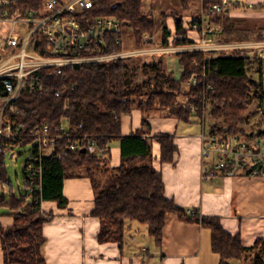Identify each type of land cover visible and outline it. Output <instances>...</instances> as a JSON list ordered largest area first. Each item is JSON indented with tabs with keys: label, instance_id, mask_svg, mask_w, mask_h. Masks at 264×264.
<instances>
[{
	"label": "trees",
	"instance_id": "trees-1",
	"mask_svg": "<svg viewBox=\"0 0 264 264\" xmlns=\"http://www.w3.org/2000/svg\"><path fill=\"white\" fill-rule=\"evenodd\" d=\"M219 2L181 0L185 11H190L193 5H201L207 14V22L223 27L216 34L218 42L252 40L255 35L257 40H264L254 29L243 27L232 19L229 9L216 15L209 14L210 8ZM44 4L45 0H11L6 8L9 17H18L26 15L29 10H42ZM90 15L114 17L122 26H130L135 47H143L146 37H154L157 31L156 21L143 10V0H95ZM170 16L174 17V29L167 24L163 26L162 47L199 41V38L190 37L189 31H200L198 25L202 13L193 17L189 28L184 27L182 16L177 13ZM120 37L121 34L116 32L107 33L103 52L123 51V42L118 43ZM149 43L153 45L154 40ZM37 52L49 55L45 49ZM177 56L184 68L178 80L165 71L163 56L151 61L140 56L135 60L70 65L61 75L41 71L38 75L48 90L40 92L27 88L21 93L13 104L18 113L11 118L23 121L27 131L42 123H49L52 127L64 126L66 137L62 147L65 148L68 139L84 142L90 139L99 150L91 153L88 149H79L69 151L64 157L56 152L47 154L43 160L42 180L32 185L33 191L28 190L30 184L25 181L27 194L17 197L11 187L9 200L4 192L5 186L11 184L6 166L8 148L0 152V207L8 209L0 212L2 264H48L44 251L47 238L43 228L56 214L44 212L42 202L53 201L60 208H66L69 201L64 195L65 180L83 175L91 180L95 192L92 216L100 220V243L114 242L123 246L128 226L136 221L147 226L148 234L161 247L167 219L174 214L185 222L199 224L211 231L212 249L220 256L219 264H233L234 259L248 258L250 264H264V238L257 239L252 246H245L240 234L226 231L219 217L205 216L199 209L179 206L166 196L163 174L152 163L153 141L160 145L162 163H173L178 147L173 134L151 135L149 121L153 115H165L183 122L190 123L196 118L205 123L206 109L210 105V115L215 122L211 132L223 136H247L244 125L249 118L253 84L248 69L253 62H263L241 50L218 56L189 51ZM194 60L199 63L197 66ZM197 70L201 77L198 75V81L190 85L188 91H183ZM149 72L154 73L153 78L160 82L161 89H152L148 83L150 79L138 81L139 75ZM164 85L167 88L164 89ZM259 87L262 89L261 84ZM58 90L61 91L59 97L56 96ZM260 97H264L263 93ZM134 109L142 112V127L124 134L123 117ZM220 120L223 127L218 124ZM262 134L264 130L250 135ZM30 141L27 139L21 145H28ZM114 142L119 143L121 162L110 168ZM3 216L12 217L10 226L4 227Z\"/></svg>",
	"mask_w": 264,
	"mask_h": 264
},
{
	"label": "crops",
	"instance_id": "crops-1",
	"mask_svg": "<svg viewBox=\"0 0 264 264\" xmlns=\"http://www.w3.org/2000/svg\"><path fill=\"white\" fill-rule=\"evenodd\" d=\"M264 0L233 1L229 16L241 26L253 29L242 14L247 8L253 11L264 9ZM259 8V9H258ZM202 6L194 10L201 13ZM191 11V12H190ZM184 18V27L189 28L196 14L192 9ZM198 12V13H197ZM255 16L257 13H252ZM192 15V16H191ZM247 18V17H246ZM250 18V17H248ZM208 24L210 21L207 22ZM167 25L174 29L168 19ZM217 24L210 23L214 27ZM190 37L201 38V32L189 31ZM155 39L151 37V40ZM150 40V41H151ZM255 43L254 40L237 41ZM263 42V41H260ZM258 43V42H256ZM190 44L187 46H193ZM154 46V44H153ZM159 46V45H158ZM183 46V45H178ZM171 45L167 48L178 47ZM163 56L164 68L180 79L184 68L177 53L167 52ZM172 55H176L174 57ZM151 135L169 133L175 136L178 150L173 163L160 161V145L153 141L154 166L164 178L166 196L179 206L199 209L205 216L221 219L223 227L232 234H240L245 246H252L257 239L264 238V177L235 176L226 177L218 173L212 182L202 179V131L194 129L193 121L183 122L174 117L153 115L150 118ZM182 123L187 125L182 126ZM142 127V112L134 109L123 117L124 134H130ZM121 162V150L118 142L112 144L111 165L117 167ZM64 195L68 206L60 208L57 202L43 201L44 212H55L56 217L43 228L47 242L45 256L48 264H219L220 256L212 249V236L209 229L199 224L185 222L172 214L168 217L164 229L161 247L148 234L147 227L130 223L126 230L123 246L119 243H100L98 235L100 220L92 216L95 205V192L88 177L68 178L64 182ZM4 227L12 224L11 216L1 217ZM2 262V251L0 248ZM233 261V260H232ZM242 264H247L241 259ZM250 261V258L247 259Z\"/></svg>",
	"mask_w": 264,
	"mask_h": 264
},
{
	"label": "built area",
	"instance_id": "built-area-1",
	"mask_svg": "<svg viewBox=\"0 0 264 264\" xmlns=\"http://www.w3.org/2000/svg\"><path fill=\"white\" fill-rule=\"evenodd\" d=\"M233 1L220 0L209 10L216 15L227 10ZM11 0H0V25L12 23L20 25L19 31L11 30L8 36L0 38V152L4 148L12 151L14 147L31 139L29 158L25 164L27 187L33 191L32 185L42 180L41 173L44 157L49 153H57L64 157L69 151L88 149L96 153L99 148L92 140L87 142L68 139L65 148L66 127H52L49 123L32 126L28 131L23 121L12 119L16 110L13 104L21 93L31 88L35 91L48 90L39 72L53 71L63 74L66 66L84 63L109 62L148 53L189 51L205 52L220 55L225 49H241L264 47V43H226L217 41V33L223 30L221 25L211 27L207 23V14L202 11L198 29L200 41L195 45L175 48L147 47L151 38L146 37L143 47L123 50L116 53H104L106 34H121L122 24L114 17L90 15L95 7V0H45L42 10H29L24 16L9 17L7 6ZM208 14V15H209ZM123 42L122 36L118 43ZM38 49H45L49 55H42ZM264 49L260 58H264ZM249 54V53H248ZM250 57L252 55L249 54ZM194 65L199 63L194 60ZM198 81V73H193L190 83ZM61 91H56L60 96ZM7 141V142H6ZM201 174L205 182H212L218 173L226 177L249 176L264 177V134L242 138L239 135L223 136L214 132L202 135Z\"/></svg>",
	"mask_w": 264,
	"mask_h": 264
},
{
	"label": "rangeland",
	"instance_id": "rangeland-1",
	"mask_svg": "<svg viewBox=\"0 0 264 264\" xmlns=\"http://www.w3.org/2000/svg\"><path fill=\"white\" fill-rule=\"evenodd\" d=\"M197 9H199V5H193L192 10L194 11ZM143 10L145 14L152 17L156 21V24H157V31L155 33L154 46L151 45L150 43L146 44V46L154 47V48H161V49L167 48V47H162L160 45L163 26L167 24L168 19L171 20L172 23H174V17L170 16L171 13H177V15L185 17V18L188 15V12L185 11L182 7L181 0H143ZM201 13H202V10H201ZM252 13H257V15L251 16L253 15ZM192 14H196V12ZM242 14L245 16L243 20L247 21L246 23H248L249 26L253 28L257 34L259 33V35H261V38L262 36L264 37V9L260 8V10L253 11L249 7L247 8V10L243 11ZM19 28H20L19 24H17L16 26L13 25L12 23L1 24L0 25L1 40H4L8 36V34L11 32V30H15V32H17L19 31ZM121 36L123 38L124 50L135 48V39H134L135 37H134L133 29L130 26H122ZM148 38H151V37L148 36ZM253 38H255V39H252L255 41V43L256 42L260 43V41H263L261 43H264V40H257L256 35L253 36ZM235 43H242V42H235ZM262 48L264 49V47H255V48H249V49L248 48L225 49L222 52H218L220 53V55H222L226 53L227 54L232 53L233 51H236V50H241L244 52V54L246 55L250 54L252 55L253 58H257V60L261 59L263 62L262 64L259 61L253 62L251 64V67L248 69V73L253 81V84H252V91L250 95V105H249V110H248L249 118H248L247 123L244 125L247 136H241L242 138H246V139H249L250 137H255V136H251L250 135L251 133L253 134V133L259 132L260 130H264V97L263 98L260 97L262 93L264 95V58H260L259 56L260 54H262ZM166 54H167V51L166 52L162 51V52H157V53H148L142 56L144 60L151 61L154 58H157L160 56H164V55L165 57L170 56ZM172 56L177 57L176 55H172ZM137 57H140V56L128 57L124 59L133 60L132 58H134L135 60ZM199 72L200 71H198V75H199ZM153 77H154V73L149 72V73H146L144 76L139 75L138 81H146L150 79L148 83H150L149 86H151L152 89H161L160 82H158L157 79ZM200 77L201 75H199V78ZM260 84L262 85V89L259 87ZM190 85H192V83L188 82L187 83L188 87H185L183 91H188ZM165 88H167L166 85H164V89ZM213 88L214 87L212 86L211 89ZM210 110H211L210 105H208L206 109V114H205L206 116L205 123L195 118L193 121V124L187 125L185 123H182V126H185V125H187L188 127L195 126L194 129L199 128V131L203 130L202 129V126H203L204 128H206V132L204 133L211 132L212 127L215 122L210 115ZM218 124L220 127H223L224 125L222 120L218 121ZM31 148H32L31 145H23V146L17 145L13 149L15 152L14 157H11L12 151L7 153L6 166H7L8 176L11 181V184H8L7 186H5L4 192L6 193L8 200L10 199L9 191L11 187H13L14 193L16 194L17 197L18 196L20 197L21 195L22 196L26 195L28 192L27 188L25 187L26 180H25L24 167L27 162V159L29 158ZM152 163L154 165L153 160H152ZM109 167L110 168L114 167L113 165H111V160H110ZM110 172L111 171H109L108 173ZM83 177H86V176L83 175ZM7 210L8 209L6 207H0V212H6ZM136 223L140 224V222H136ZM144 227H147V226L145 225ZM245 261L247 264H250L249 263L250 261H247V259H245ZM232 263L242 264V261L241 259H234ZM0 264H2L1 259H0Z\"/></svg>",
	"mask_w": 264,
	"mask_h": 264
}]
</instances>
